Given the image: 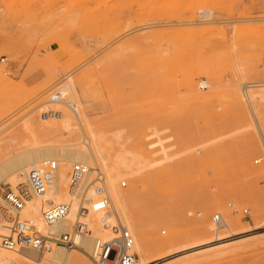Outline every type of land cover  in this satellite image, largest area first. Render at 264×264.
<instances>
[{
	"label": "rangeland",
	"instance_id": "1",
	"mask_svg": "<svg viewBox=\"0 0 264 264\" xmlns=\"http://www.w3.org/2000/svg\"><path fill=\"white\" fill-rule=\"evenodd\" d=\"M69 74L77 96L87 92L79 108L123 144L145 135L160 159L162 146L173 153L182 141L183 154L137 205L154 245L217 212L242 219L235 233L215 226L148 264H264L255 210L264 205V144L243 91L264 83V0H0V157L39 140L12 136ZM254 109L264 124V100ZM213 197L220 209L203 202Z\"/></svg>",
	"mask_w": 264,
	"mask_h": 264
},
{
	"label": "bare ground",
	"instance_id": "2",
	"mask_svg": "<svg viewBox=\"0 0 264 264\" xmlns=\"http://www.w3.org/2000/svg\"><path fill=\"white\" fill-rule=\"evenodd\" d=\"M211 17L210 11L202 10L199 19L207 22ZM255 70L257 68L253 65L250 71L255 73ZM73 78L70 74L66 76L64 79L68 80L50 93L49 97L55 94V91L60 93L64 98L77 103L78 113L55 106L62 110V113L56 117L42 116L43 119H39L34 111L41 104L45 106L49 98L28 111L29 116L23 122L19 132L13 133L12 139H17L28 133V135L39 138V140L26 147H16L6 157L3 155L0 157V193L5 191L2 185H8L12 192L11 197H22L19 191V188L23 186L21 183L26 181L32 169H39L45 160L56 159L59 161L61 167L60 188L66 186L67 171L70 166L76 162L85 163L92 167H99L105 172L112 203L135 236V248L138 252L137 264H148L154 252L165 253L169 251L168 248L184 239L210 234L216 225L207 223V218H203L197 222H192L194 226L190 233L161 239L156 245L152 243L150 232L143 223L142 210L137 205L147 199L149 186H153L157 179L162 178L168 170L173 168L175 155L183 154V149L180 148L182 141H180L179 149L173 153L169 151L168 146H162L159 151L162 152L163 156L160 159L154 158V154L158 151L153 150L155 144L146 142L147 136L145 135L136 136L131 132L126 145L123 144L122 135L119 131L109 132L102 123L97 121L96 116H91L87 110L79 108V105H82L79 98L83 97L87 100V92L84 90L82 95L78 97L74 89L76 86H73ZM205 83L206 81L203 80L200 82L201 85H205ZM243 88L245 94L242 93V95L244 94V98L248 99L252 105V118L264 144V124L257 117L254 109V105L264 100V83L250 82L245 84ZM67 94L71 97L68 98ZM240 103H243V100ZM171 137L169 136L167 140H171ZM171 146L173 144L169 145V147ZM91 161L94 164H91ZM155 164L161 166L155 169V174H152L150 171ZM262 174L264 177V171ZM122 177L130 179L131 183L128 188L119 186L118 180ZM140 186L142 189H139ZM57 198L63 201L69 199L64 188L58 192ZM23 200L24 204L20 210L21 219L34 220L40 223L43 198L35 195L34 197H23ZM203 202L209 207L220 209L224 200L220 197H213L204 199ZM7 206L8 201L0 194V210L3 211V207L5 210L4 213L0 211V264H95L93 257L96 255L97 239L108 235V231L104 230L99 222V214L90 211L85 218H81L87 222L90 232L77 236V247L73 249V252L66 251L62 246H56L50 252L40 254L20 242L19 237L11 233L14 219L5 209ZM78 209V204L73 203L69 212L70 222H74L78 218ZM255 210L258 213L257 219L264 220V205L257 204ZM160 215L164 218L167 214L160 213ZM157 216L159 218V215ZM223 218L222 227L229 228L233 233L243 226L242 219L239 217H231L229 214V216L224 215ZM60 227L68 230L70 225L66 224ZM220 228L216 227L218 230ZM7 239L9 241H6Z\"/></svg>",
	"mask_w": 264,
	"mask_h": 264
},
{
	"label": "built area",
	"instance_id": "3",
	"mask_svg": "<svg viewBox=\"0 0 264 264\" xmlns=\"http://www.w3.org/2000/svg\"><path fill=\"white\" fill-rule=\"evenodd\" d=\"M58 105L78 113L77 103L56 92L45 103L42 116L56 117L62 113V110L57 108ZM60 175L59 161L45 160L39 169H32L26 181L21 183L23 186L19 191L22 197L13 198L10 196L12 192L6 196L8 206L5 208L14 219L11 233L18 236L20 242L40 254L50 252L56 246L75 248L77 236L90 232L87 222L81 218H85L86 214L93 211L99 214L102 228L108 231L107 237L97 239L96 255L93 257L95 264H137L135 236L112 203L105 172L99 167L76 162L67 171L66 186L61 188ZM121 186L126 187L127 181H123ZM63 188L69 198L67 201L57 198L58 192ZM35 195L43 198L40 223L20 217L21 206L24 204L23 197ZM73 203L78 204V218L70 222L69 212ZM243 213L248 215V210L244 209ZM212 220L219 228L224 223L220 212L215 213ZM66 224L70 225L68 230L60 227Z\"/></svg>",
	"mask_w": 264,
	"mask_h": 264
}]
</instances>
